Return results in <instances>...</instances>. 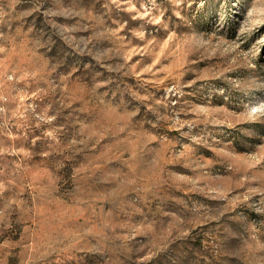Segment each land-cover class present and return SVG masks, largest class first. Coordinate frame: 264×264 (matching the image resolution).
Instances as JSON below:
<instances>
[{
  "label": "rangeland",
  "instance_id": "obj_1",
  "mask_svg": "<svg viewBox=\"0 0 264 264\" xmlns=\"http://www.w3.org/2000/svg\"><path fill=\"white\" fill-rule=\"evenodd\" d=\"M0 264H264V0H0Z\"/></svg>",
  "mask_w": 264,
  "mask_h": 264
}]
</instances>
